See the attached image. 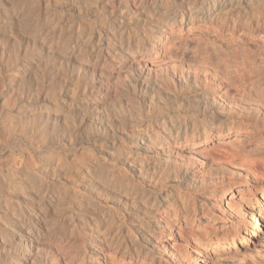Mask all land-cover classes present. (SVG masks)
Listing matches in <instances>:
<instances>
[{"label":"rangeland","instance_id":"374dc122","mask_svg":"<svg viewBox=\"0 0 264 264\" xmlns=\"http://www.w3.org/2000/svg\"><path fill=\"white\" fill-rule=\"evenodd\" d=\"M206 3L0 0V264L264 259V193L216 157L255 148L235 68L263 50Z\"/></svg>","mask_w":264,"mask_h":264},{"label":"bare ground","instance_id":"6f19581e","mask_svg":"<svg viewBox=\"0 0 264 264\" xmlns=\"http://www.w3.org/2000/svg\"><path fill=\"white\" fill-rule=\"evenodd\" d=\"M206 1H208V3L201 4V7L197 11V14L201 15V16H199L198 19L204 20L206 18H209L210 21H212L211 23H213L216 28H218L219 30L220 29L227 30L232 35L236 34V36H237V33L241 32L243 34L242 36L247 37L249 39L248 42L253 43L255 46H259L263 50L262 53H259V55L254 57L252 62L247 63L246 62L247 60L244 62V60H243L244 58H243V59H241V60H243V62L242 61L239 62V64L241 63L240 66L238 65L239 68H237V66L235 65L236 66L235 77H237L236 78L237 82H235V83H237V85L239 87V93L240 94H238V95L240 96L239 100L241 99L240 103L243 102V106H244V112L241 113L242 120H243V122H245V124L248 127L253 126V125L254 126L256 125L258 127V131L256 132V136L254 139L255 148L252 150L253 152L250 151L251 148L247 149V150L245 149V151H246L245 155L243 157H241V155H240V157H239V156H236L238 153H236V155L234 154L235 151L232 152L233 153L232 154V153L228 152V150H227L228 148L219 149V147H218L219 145L216 147L219 149V152H220L219 154L216 155L217 159H219V161L222 159L223 162L225 161L228 165H231V167L233 166L232 167L233 169L234 168H236L237 170L240 169V171L243 172L244 176H246L245 178L247 179V182L250 181V183H252L251 184L252 187L246 189L245 192L247 195H249V197L252 196L255 199L256 193H259V194L264 193V0H206ZM168 18H169V15H167V13H166L164 19L167 21ZM174 18H175V15H174ZM245 41H246L245 39L241 40L240 44L242 47L246 45ZM231 45H232V42H231ZM236 60H237V58H236ZM233 61L235 62V60H233ZM205 63H207V62H205ZM225 64H224L225 66H229V64L227 65V62H225ZM232 64H233V62H231V65ZM233 66H234V64H233ZM225 68H227V67H225ZM194 75H193V77L196 79V77ZM197 78H199V77H197ZM206 79H207V77H206ZM203 81H201V84L203 83ZM203 85H204V83H203ZM206 85H208V83ZM238 87H237V89H238ZM235 91H236V87H235ZM234 104L235 103H233V105ZM231 111H233V109ZM240 112H241V110H240ZM234 113H236V112H234ZM191 122H193V124H192V127H193V125H195V121L193 120ZM179 123L177 125L173 124L168 129L169 131H167V133H165L164 139H166L169 143H172L174 145L181 144V143H188L189 141H193V138L189 139V137H188L189 135L187 134L186 130H182V126ZM220 126H222V125L220 124L218 126L219 129H220ZM184 127H186V126H184ZM194 129L195 128H193L192 130H194ZM191 134H193V133H191ZM154 137H152V138H154ZM146 139L149 140V142L146 141L148 143V145H147L148 151H151L154 147L153 146L154 142L150 139V136H148V138H146ZM140 141H143V140H140ZM217 142H216V144L223 145L222 143H217ZM247 142H249V141H247ZM204 144H206L208 146L209 145L208 140H205ZM192 146H196V145L193 144ZM207 146H205V147L203 146V147L207 148ZM209 147H210V145L208 146V148ZM220 147H222V146H220ZM213 148L215 149V147H213ZM142 149L143 148H141L139 150H142ZM201 150H202V148H201ZM152 151H154V150H152ZM215 151H217V150H215ZM199 153L201 154V156H210L212 154L210 152V150L208 151V149H205V151H203V150L199 151ZM216 163L218 164V162H216ZM227 170H228V168H227ZM223 172H224V170H223ZM180 229L182 231H185V232L191 230V228H188L186 226H184L183 228H180ZM256 264H264V259L259 261V262H256Z\"/></svg>","mask_w":264,"mask_h":264}]
</instances>
